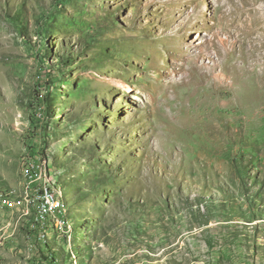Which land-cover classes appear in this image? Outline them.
Returning <instances> with one entry per match:
<instances>
[{
    "label": "rangeland",
    "instance_id": "374dc122",
    "mask_svg": "<svg viewBox=\"0 0 264 264\" xmlns=\"http://www.w3.org/2000/svg\"><path fill=\"white\" fill-rule=\"evenodd\" d=\"M0 189V264H264V0H0Z\"/></svg>",
    "mask_w": 264,
    "mask_h": 264
},
{
    "label": "bare ground",
    "instance_id": "6f19581e",
    "mask_svg": "<svg viewBox=\"0 0 264 264\" xmlns=\"http://www.w3.org/2000/svg\"><path fill=\"white\" fill-rule=\"evenodd\" d=\"M33 170L25 172V184L23 189V198L24 202L32 205L35 209L34 220L32 221L31 227L32 229L37 232L38 234V224L40 222V215H41V208H40V195H38V188H46L48 193L50 194V200H48V208H57V215L59 217L55 218L54 220H50V217H43V224H45V229L40 230V241L45 240L46 232L52 226L54 227L62 225L64 222V217L62 216V210L65 208V202L62 200L60 192L57 188L47 181V178L42 179V181L37 184L35 187H32L31 184L33 183L32 179ZM39 176V175H38ZM46 176V175H45ZM39 180V179H38ZM15 190V189H14ZM17 195L14 194L13 190L10 189H0V199L7 198L11 200L13 204ZM20 200V199H19ZM11 204V205H12ZM33 212V211H32ZM66 220V219H65ZM50 227V228H49ZM37 236V235H35Z\"/></svg>",
    "mask_w": 264,
    "mask_h": 264
},
{
    "label": "built area",
    "instance_id": "2783aa9c",
    "mask_svg": "<svg viewBox=\"0 0 264 264\" xmlns=\"http://www.w3.org/2000/svg\"><path fill=\"white\" fill-rule=\"evenodd\" d=\"M42 170V167L41 169ZM27 171H32V164L29 166ZM33 179V177H32ZM50 194L46 188H38V195H40V208H41V215H40V222L38 226V234L37 240L40 242V230L45 229V224H43V217H50V220H54L55 218L59 217L57 215V208H48V200H50ZM11 200L7 199L6 197L0 199V216L5 212L8 207L11 206Z\"/></svg>",
    "mask_w": 264,
    "mask_h": 264
}]
</instances>
